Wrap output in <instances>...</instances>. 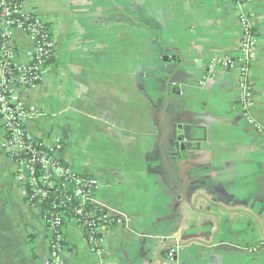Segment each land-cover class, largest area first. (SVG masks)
<instances>
[{
    "label": "crops",
    "instance_id": "0c3cea01",
    "mask_svg": "<svg viewBox=\"0 0 264 264\" xmlns=\"http://www.w3.org/2000/svg\"><path fill=\"white\" fill-rule=\"evenodd\" d=\"M23 2L56 41L38 90L20 92L44 113L27 128L61 138V160L96 177L97 201L123 221L100 229L102 257L67 222L63 263L167 264L173 247L178 264H264V134L245 123L238 70L209 67L240 55L234 0ZM245 13L258 39L251 112L264 127V0ZM12 42L29 63L34 44L19 30ZM3 142L0 128V264H44L52 234Z\"/></svg>",
    "mask_w": 264,
    "mask_h": 264
},
{
    "label": "built area",
    "instance_id": "2783aa9c",
    "mask_svg": "<svg viewBox=\"0 0 264 264\" xmlns=\"http://www.w3.org/2000/svg\"><path fill=\"white\" fill-rule=\"evenodd\" d=\"M242 11V39L238 58L213 59L210 69L222 65L238 70V102L248 127L264 134V127L251 112L254 84L251 68L257 58L258 39L253 22L245 13L250 0H234ZM19 30L34 44L31 61L17 62L18 50L12 42ZM56 41L49 21L26 11L23 0H0V128L6 155L16 164V180L27 190L30 205L41 208L52 234L50 252L44 264H64L63 228L75 222L86 232L93 253L102 257L106 236L100 229L122 217L113 216L96 199L100 183L96 177L81 175L66 165L59 153L61 138L33 136L28 126L44 116L41 108L28 103L20 92H34L40 87L46 70L54 60ZM77 202L76 207L71 204ZM70 206V207H69ZM174 249L167 255V264H178ZM98 264H103L99 262Z\"/></svg>",
    "mask_w": 264,
    "mask_h": 264
},
{
    "label": "water",
    "instance_id": "95a60500",
    "mask_svg": "<svg viewBox=\"0 0 264 264\" xmlns=\"http://www.w3.org/2000/svg\"><path fill=\"white\" fill-rule=\"evenodd\" d=\"M180 64H181V62H180ZM194 65L192 64V63H185V64H183V67L184 68H189V67H193ZM172 87H176V84H174ZM175 247H177L178 245H174ZM172 249H174L173 247H172ZM175 250V249H174ZM176 251V250H175ZM176 260V259H175Z\"/></svg>",
    "mask_w": 264,
    "mask_h": 264
},
{
    "label": "trees",
    "instance_id": "16d2710c",
    "mask_svg": "<svg viewBox=\"0 0 264 264\" xmlns=\"http://www.w3.org/2000/svg\"><path fill=\"white\" fill-rule=\"evenodd\" d=\"M76 206H77V202H74L73 204H71V207H76Z\"/></svg>",
    "mask_w": 264,
    "mask_h": 264
},
{
    "label": "flooded vegetation",
    "instance_id": "af4514ba",
    "mask_svg": "<svg viewBox=\"0 0 264 264\" xmlns=\"http://www.w3.org/2000/svg\"><path fill=\"white\" fill-rule=\"evenodd\" d=\"M253 100V99H252ZM237 102H238V99H237ZM239 103V102H238ZM240 104V103H239ZM252 105V104H251Z\"/></svg>",
    "mask_w": 264,
    "mask_h": 264
}]
</instances>
